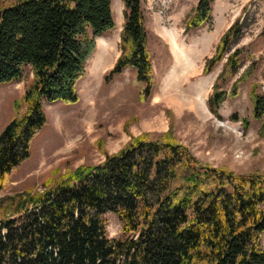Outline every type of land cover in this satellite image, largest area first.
I'll return each instance as SVG.
<instances>
[{
	"label": "trees",
	"instance_id": "trees-1",
	"mask_svg": "<svg viewBox=\"0 0 264 264\" xmlns=\"http://www.w3.org/2000/svg\"><path fill=\"white\" fill-rule=\"evenodd\" d=\"M122 1L121 54L106 80L135 70L146 101L154 75L142 1ZM111 3L16 0L0 7V83L20 80L25 67L32 73L15 102L16 116L0 134V190L47 123L43 100H79L96 37L115 28ZM213 3L198 0L185 31L210 22ZM244 28L241 15L205 61L203 72L209 73L225 59L207 101L217 117L221 103L236 96L251 74L245 69L229 94L221 90L244 65L243 47L233 48ZM249 94L253 118L264 127V91L252 84ZM242 121L248 128L249 119ZM97 144L102 162L65 172L56 167L41 189L0 198V264H264V171L238 173L203 163L171 129L133 136L115 153ZM106 213L119 217L123 238L107 235Z\"/></svg>",
	"mask_w": 264,
	"mask_h": 264
},
{
	"label": "rangeland",
	"instance_id": "rangeland-1",
	"mask_svg": "<svg viewBox=\"0 0 264 264\" xmlns=\"http://www.w3.org/2000/svg\"><path fill=\"white\" fill-rule=\"evenodd\" d=\"M14 1L0 0V7ZM141 1L154 75L147 100L141 98L133 69L106 80L121 54L125 13L123 1L112 0L115 28L96 37V50L78 85L79 100H43L47 123L33 137L29 157L9 177L0 198L27 188L41 189L56 167L65 172L102 162L105 156L98 140L115 153L133 136L150 133L155 137L169 129L203 163L238 173L264 171L263 121L253 118L249 94L252 84L264 91V0H214L212 20L191 32L185 27L198 0ZM241 15L245 28L233 48L243 47L244 65L221 90L229 94L245 69L251 68V74L240 83L236 96H227L221 103L217 117L207 101L225 59L209 73L203 72L205 61ZM31 78L30 67H25L20 80L0 83V134L16 116L15 102L22 99ZM244 119H249L248 128ZM105 218L107 235L123 238L119 217L106 213ZM262 244L264 248V239Z\"/></svg>",
	"mask_w": 264,
	"mask_h": 264
}]
</instances>
